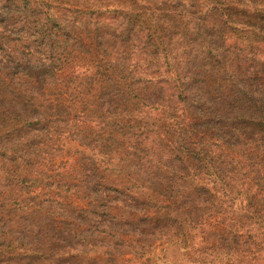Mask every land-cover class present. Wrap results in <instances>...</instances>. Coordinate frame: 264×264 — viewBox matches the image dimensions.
I'll list each match as a JSON object with an SVG mask.
<instances>
[{
    "label": "rangeland",
    "instance_id": "rangeland-1",
    "mask_svg": "<svg viewBox=\"0 0 264 264\" xmlns=\"http://www.w3.org/2000/svg\"><path fill=\"white\" fill-rule=\"evenodd\" d=\"M259 106L264 0H0V264H264Z\"/></svg>",
    "mask_w": 264,
    "mask_h": 264
},
{
    "label": "trees",
    "instance_id": "trees-1",
    "mask_svg": "<svg viewBox=\"0 0 264 264\" xmlns=\"http://www.w3.org/2000/svg\"><path fill=\"white\" fill-rule=\"evenodd\" d=\"M260 108H261V111L262 110H264V107L263 106H259ZM109 165H111V164H109ZM160 165V164H159ZM112 167V166H111ZM163 169H165V167L163 168ZM163 172V174H162V176H164L165 177V179H167V177H169L170 176V174H168L167 172H165V171H162ZM172 174H174V172H172ZM187 179L188 180H190V178L189 177H187ZM192 181H194V179H191V182ZM199 181V180H198ZM162 186L163 187H165L166 189L167 188H170L172 191H174V190H178V189H176V188H174V187H172L171 188V186H170V184H162ZM189 195V194H188ZM191 195V194H190ZM109 197V196H108ZM109 231L111 232V233H114V234H119V230H115L114 228H109Z\"/></svg>",
    "mask_w": 264,
    "mask_h": 264
}]
</instances>
